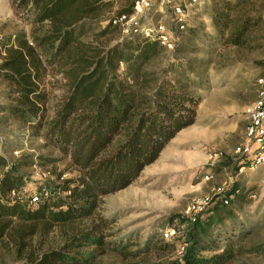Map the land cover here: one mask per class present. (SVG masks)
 <instances>
[{
	"label": "trees",
	"instance_id": "trees-1",
	"mask_svg": "<svg viewBox=\"0 0 264 264\" xmlns=\"http://www.w3.org/2000/svg\"><path fill=\"white\" fill-rule=\"evenodd\" d=\"M127 1L128 8L105 17L108 4L102 0H10L14 14L31 28L29 33L0 37V84L9 100L2 108L31 136H40L44 148L60 154L21 152L7 157L2 153L6 145L0 144V246L12 248L18 264L95 261L97 250L106 245L105 220L92 219L103 197L131 185L197 120L201 97L192 86L200 87L206 78L203 59L182 57L187 49L177 44L174 60L163 66L159 58L167 48L157 40L141 34L121 36V23L113 20L133 14L134 0ZM248 21L243 18L228 32L231 45L246 44ZM89 33L106 40L91 46L93 42L82 39ZM53 63L69 69L65 93L49 116L43 81ZM63 159L69 161L68 170L56 175L54 186L44 187L48 195L31 204L39 194L25 189L31 180L28 169ZM65 170L75 174L64 178ZM226 196L228 204L216 201L205 212L212 215L188 220L173 241L153 243L154 236L146 249L159 258L139 264L231 263L241 254V240L249 236L241 229L235 238L234 229L225 226L234 213L228 206L243 200V189L234 185ZM178 242L187 244L183 255L160 257ZM92 247L97 250L90 251ZM126 247L115 248L128 256Z\"/></svg>",
	"mask_w": 264,
	"mask_h": 264
},
{
	"label": "rangeland",
	"instance_id": "rangeland-1",
	"mask_svg": "<svg viewBox=\"0 0 264 264\" xmlns=\"http://www.w3.org/2000/svg\"><path fill=\"white\" fill-rule=\"evenodd\" d=\"M102 2L108 4L104 6L105 17H115L120 8L129 7L127 0ZM150 3L139 20L146 26L165 24L173 32L175 46L180 44L187 49L181 56L203 59L206 66V78L200 87L192 86L201 97L197 121L180 131L131 185L103 197L92 219L105 220L102 234L106 245L104 249H90L97 250V258L91 264H139L146 258L157 260L159 256L146 249L152 238L156 236L153 243H157L160 239L170 242L181 236L188 223L185 212L192 203L205 207L202 213L205 216L201 219L212 215L213 212L207 215L205 212L220 200L216 189L223 183L229 190L234 185L241 186L244 194L243 200L228 206L227 210L234 213L225 226L229 231L234 229L235 238L241 229L249 236L241 240V254L229 264H264V165L248 168L249 164L245 163L241 172L240 166L248 160L236 151L246 143L248 111L258 98L257 80L264 73V0H205L189 8L183 32L176 29L170 8L161 6L158 0H150ZM245 17L249 19L247 42L231 45L227 34ZM129 26L121 24V36L130 35ZM30 28L28 21L14 14L10 0H0V37L22 31L29 33ZM82 39L93 42L91 46H101L106 40L103 37L97 40L91 33ZM173 51L169 49L159 58L163 66L172 59ZM67 69L68 65L56 63L48 66L43 85L47 91L49 116L65 93ZM8 101L4 85L0 84V144L7 149L2 153L7 157H16L21 152L60 156L57 151L44 148L40 136H31L26 128L12 120L2 108ZM68 165L69 161L63 159L52 165L38 164L29 168L31 180L25 189L35 195L44 187L48 189V185L54 186L56 175L68 170ZM67 170L64 178L75 174ZM207 173L210 178L204 179ZM170 227L174 229L166 235ZM178 245L179 242L171 253H160V257L166 260L183 255L187 246ZM124 246H127L128 256L116 251L115 247ZM138 250L141 253L137 254ZM13 255L12 248L0 246V264H18Z\"/></svg>",
	"mask_w": 264,
	"mask_h": 264
},
{
	"label": "built area",
	"instance_id": "built-area-1",
	"mask_svg": "<svg viewBox=\"0 0 264 264\" xmlns=\"http://www.w3.org/2000/svg\"><path fill=\"white\" fill-rule=\"evenodd\" d=\"M161 6L170 8L175 19V27L178 31L183 32L186 28V17L190 7L201 5L205 0H158ZM151 6L150 0H134L133 14L127 16L125 14L116 17L114 24H129V29L132 34H141L150 40H157L167 50L174 49L176 39L172 36V31L165 24L159 23L156 25L146 26L141 20L140 16ZM260 90L258 98L252 109H249L247 118L249 123L246 126V143L237 148V153L242 156H246L248 161H244L240 166L241 172L245 169V163H248V168H253L259 165H264V74L261 75L258 80ZM210 175H206L205 179H209ZM217 193L221 196V201L228 204L229 198L226 193L229 189L226 188L225 183L223 186L218 187ZM15 194V192L13 193ZM41 195H48V191L44 188L39 195H35L31 199V204H35L39 201ZM254 198L255 195H252ZM205 207L201 204H190L186 209L187 220L192 222L197 221L199 215L204 213ZM174 228L170 227L166 233L168 235L170 230ZM169 231V232H168ZM185 248L187 244H180Z\"/></svg>",
	"mask_w": 264,
	"mask_h": 264
},
{
	"label": "crops",
	"instance_id": "crops-1",
	"mask_svg": "<svg viewBox=\"0 0 264 264\" xmlns=\"http://www.w3.org/2000/svg\"><path fill=\"white\" fill-rule=\"evenodd\" d=\"M196 118H197V117H196ZM196 121H197V120H196ZM207 172H209V170H207ZM206 175H209V174L207 173ZM206 175L204 176V179H205ZM201 181H204V180H201Z\"/></svg>",
	"mask_w": 264,
	"mask_h": 264
}]
</instances>
